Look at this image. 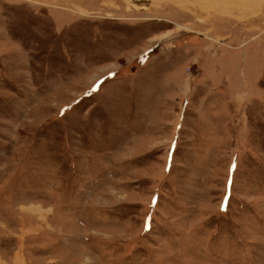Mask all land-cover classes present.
<instances>
[{
  "label": "rangeland",
  "instance_id": "374dc122",
  "mask_svg": "<svg viewBox=\"0 0 264 264\" xmlns=\"http://www.w3.org/2000/svg\"><path fill=\"white\" fill-rule=\"evenodd\" d=\"M0 264H264V0H0Z\"/></svg>",
  "mask_w": 264,
  "mask_h": 264
},
{
  "label": "water",
  "instance_id": "95a60500",
  "mask_svg": "<svg viewBox=\"0 0 264 264\" xmlns=\"http://www.w3.org/2000/svg\"><path fill=\"white\" fill-rule=\"evenodd\" d=\"M132 1L138 3V2H148L149 0H132Z\"/></svg>",
  "mask_w": 264,
  "mask_h": 264
},
{
  "label": "bare ground",
  "instance_id": "6f19581e",
  "mask_svg": "<svg viewBox=\"0 0 264 264\" xmlns=\"http://www.w3.org/2000/svg\"><path fill=\"white\" fill-rule=\"evenodd\" d=\"M136 3V2H135Z\"/></svg>",
  "mask_w": 264,
  "mask_h": 264
}]
</instances>
